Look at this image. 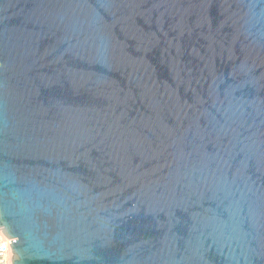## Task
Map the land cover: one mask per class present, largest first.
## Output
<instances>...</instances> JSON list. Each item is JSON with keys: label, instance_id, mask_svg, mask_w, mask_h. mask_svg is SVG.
Returning <instances> with one entry per match:
<instances>
[{"label": "water", "instance_id": "obj_1", "mask_svg": "<svg viewBox=\"0 0 264 264\" xmlns=\"http://www.w3.org/2000/svg\"><path fill=\"white\" fill-rule=\"evenodd\" d=\"M12 264H264V0H0Z\"/></svg>", "mask_w": 264, "mask_h": 264}, {"label": "built area", "instance_id": "obj_2", "mask_svg": "<svg viewBox=\"0 0 264 264\" xmlns=\"http://www.w3.org/2000/svg\"><path fill=\"white\" fill-rule=\"evenodd\" d=\"M9 244H11L10 239L5 238L0 231V264H3L5 260L9 261V264H12V252Z\"/></svg>", "mask_w": 264, "mask_h": 264}, {"label": "clouds", "instance_id": "obj_3", "mask_svg": "<svg viewBox=\"0 0 264 264\" xmlns=\"http://www.w3.org/2000/svg\"><path fill=\"white\" fill-rule=\"evenodd\" d=\"M3 264H9V261L5 260L3 261Z\"/></svg>", "mask_w": 264, "mask_h": 264}, {"label": "bare ground", "instance_id": "obj_4", "mask_svg": "<svg viewBox=\"0 0 264 264\" xmlns=\"http://www.w3.org/2000/svg\"><path fill=\"white\" fill-rule=\"evenodd\" d=\"M1 231V230H0Z\"/></svg>", "mask_w": 264, "mask_h": 264}]
</instances>
